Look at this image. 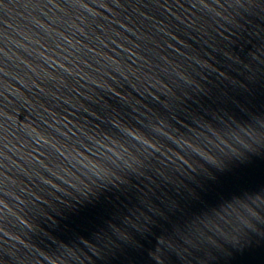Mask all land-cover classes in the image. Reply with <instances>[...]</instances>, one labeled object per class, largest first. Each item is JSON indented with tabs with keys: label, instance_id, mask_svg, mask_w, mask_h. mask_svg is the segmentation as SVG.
I'll return each mask as SVG.
<instances>
[{
	"label": "water",
	"instance_id": "1",
	"mask_svg": "<svg viewBox=\"0 0 264 264\" xmlns=\"http://www.w3.org/2000/svg\"><path fill=\"white\" fill-rule=\"evenodd\" d=\"M0 264H264V0H0Z\"/></svg>",
	"mask_w": 264,
	"mask_h": 264
}]
</instances>
